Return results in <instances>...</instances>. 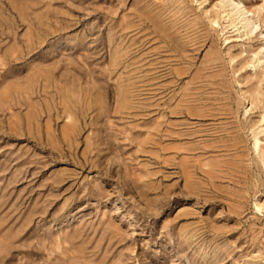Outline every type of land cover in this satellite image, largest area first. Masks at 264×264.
Masks as SVG:
<instances>
[{
    "label": "rangeland",
    "instance_id": "374dc122",
    "mask_svg": "<svg viewBox=\"0 0 264 264\" xmlns=\"http://www.w3.org/2000/svg\"><path fill=\"white\" fill-rule=\"evenodd\" d=\"M0 264H264V0H0Z\"/></svg>",
    "mask_w": 264,
    "mask_h": 264
}]
</instances>
